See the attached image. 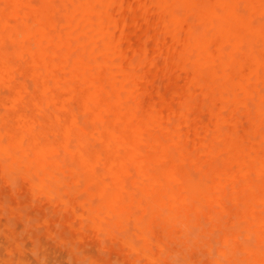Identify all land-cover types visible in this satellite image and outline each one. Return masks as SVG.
I'll return each mask as SVG.
<instances>
[{
	"label": "bare ground",
	"instance_id": "obj_1",
	"mask_svg": "<svg viewBox=\"0 0 264 264\" xmlns=\"http://www.w3.org/2000/svg\"><path fill=\"white\" fill-rule=\"evenodd\" d=\"M263 127L264 0H0V179H20L27 201L61 213L73 244L86 228L139 264L176 255L201 264L187 245L155 233L156 218L168 235L183 227L185 238L191 227L198 235L201 216L206 224L203 213L216 226L237 206L225 232L213 228L224 233L220 257L210 258L264 264ZM81 181L79 200L72 188ZM3 201L0 193L2 212L25 216L23 204ZM47 215L38 217L50 233ZM23 218L27 227L36 221ZM5 234L2 259L13 264L19 243ZM88 257L79 259L103 264Z\"/></svg>",
	"mask_w": 264,
	"mask_h": 264
},
{
	"label": "rangeland",
	"instance_id": "obj_2",
	"mask_svg": "<svg viewBox=\"0 0 264 264\" xmlns=\"http://www.w3.org/2000/svg\"><path fill=\"white\" fill-rule=\"evenodd\" d=\"M34 4H37L36 2H33ZM38 3H39V1H38ZM136 17H138L139 18V16H137L136 15ZM135 18V17H134ZM132 18V19H130V18H126L125 20H126V22H128V23H130V22H134V21H137V19L135 18ZM264 128V127H263ZM68 177V176H67ZM3 182H2V181ZM11 179H0V188L2 187V185L5 183V186L8 188V189H6V187L5 186H3L1 189H0V193H2V199H4L5 201H3L5 204L6 203H10V204H13V205H16V204H18V205H20L21 206V204H23L24 206H26L25 204H27V208L25 207V208H23L24 206H22V209L26 212V214H25V216H23V217H26V216H28V214H29V217H30V214H31V218H32V216H33V214H34V216L35 217H41L43 214H48L47 215V217H48V227L50 228V230H51V232L50 233H47L46 231H45V229L44 230H42L43 229V227H42V229H41V225L43 226L44 225V227H46V224H43L41 221H40V219H39V217H38V221L35 219V217H34V219L37 221V223H35L36 221H30L31 223L29 224V222H28V225H31V224H33V225H31L32 227L35 225V226H37V228H35V226L32 228L31 226H28L27 227V221H29V220H27L26 218H25V220H24V218L23 217H18V216H13V218H12V216H10L7 212H2L1 210H0V226H2V227H0V235L2 236V237H0V240L2 241H0V253H1V251H2V253L0 254V264H9L8 263V261H4L2 258H4V257H7L8 256V254H5V253H7V251L5 250V249H3V247L5 248L6 247V245L8 244V238H7V236H6V234L5 233H7V234H15L14 235V238H15V240H16V242L17 243H19L18 244V248H14V250H13V252L12 253H14V254H12L13 256L11 257L12 258V262L13 261H15L16 262V257L17 258H20L21 260H23V262L25 263V264H49L47 261H49L50 262V260H49V256H51V258L50 259H52L51 261H53V262H51L50 264H69L68 262H67V260L69 259L70 260V264H72V262H73V264H86V263H84V261H82L81 262V260L80 259H82V257H83V259L82 260H84L86 257H87V259H89V257L88 256H91V257H95V258H97V260L98 261H100L101 263H103V264H139L138 263V261H133V259H131V257H132V255H130L131 257H129V259L127 260V258L125 257V255L122 253H120L119 252V249L117 248V247H115V245L111 248L109 245H110V243L108 242V245H107V242L106 241H108L105 237V240H103V237L102 236H95V235H93L92 234V232H91V230L90 231H87V232H89V233H86V228H83L84 229V231H83V229H82V231H83V236H82V239H80V240H78L77 239V241L78 242H76L75 241V244H76V246H75V244H73V242H74V240L76 239L75 237L73 238L71 235H72V233H70L71 231L65 226V225H62V223L60 222V221H58V214H61V213H59L58 212V214L55 216L54 214V212H53V210L51 209V207H49L48 205L46 206V202H45V200H43L42 198H41V201H38V200H36V199H32V202H30V201H27V198L29 199V189H28V187H27V185H25V184H23V185H21V184H19V183H17V182H19V180L20 179H18V180H16L15 182L12 180V181H10ZM80 182V181H79ZM79 182H78V185H74L73 186V190H74V194L75 195H77L79 192H80V194L82 193V191L84 192L85 190H84V185H83V183H82V181H81V184L83 185V186H81V184H79ZM9 183H10V185H9ZM2 184V185H1ZM15 184V185H14ZM19 184V185H18ZM14 187V189H12L13 187ZM21 188H20V187ZM77 186H81V187H77ZM12 187V188H11ZM19 187V188H18ZM74 187H76V192H75V189H74ZM12 189V190H11ZM5 190V191H4ZM9 190H10V194H8L9 193ZM16 191V190H18V192L20 193V194H22V195H20V194H17L18 192H16V194H15V192L14 191ZM25 190V191H24ZM27 190V191H26ZM8 191V192H7ZM3 192L4 193H6L7 194V196H8V198L9 199H11V200H9V199H7V196L5 195V194H3ZM14 193V195H12ZM27 195H26V194ZM10 195V196H9ZM4 196L6 197V198H4ZM81 196V197H80ZM83 196H85V194H81V195H79V197H78V195H77V198L79 199V200H81V199H83ZM22 197H24L23 199H20V198H22ZM8 200V201H7ZM16 200V201H15ZM37 202H36V201ZM42 200H43V202H42ZM16 202H18V203H16ZM33 202H35V203H33ZM38 202H41V205H39L40 203H38ZM16 203V204H15ZM37 205V206H36ZM44 205H45V208H43L44 207ZM29 206H31L30 208H29ZM39 207V208H38ZM204 207H206V206H204ZM231 207H233V208H231L230 209V212H227V213H230L231 214V216H230V214H227L226 213V215L224 214V215H221V217L219 218V220H221V221H219V222H217L216 221V223H214V224H216V226L215 225H213L212 224V222L209 220V218H208V216L206 215V213H203L202 215L204 216V220H205V222H206V224H208L207 222L209 221L210 223L208 224V225H206L205 223L203 224L202 222V216L199 218V221L196 223V224H193V225H197L198 224V226H199V228H201L200 229V231H198V230H196V228H195V231L198 233V235L197 234H195L193 231H191V229H192V227H191V229H187L186 231L187 232H190L192 235L190 236V234H188L187 232H186V235L184 236L185 238H183L182 236L185 234H181L180 232H183L184 230V228L183 227H180V225L178 226H174L173 227V229H172V234H175L174 236L173 235H168L167 233H168V231H166L165 232V230L164 231H162L160 228L162 227V222H160L159 223V221H160V218L158 219V218H156V220L158 221H156L155 223H153V229L155 230V233L156 232H158V234H160V235H158V236H160V237H162V233H164V235H167L166 237H167V239H168V242H169V240L171 241V242H169V243H171V244H173L172 242H176L177 243V245H175L176 243L174 242V244L173 245H171L172 247H175V248H179V249H182L184 246H188V244H189V247L190 248H188L187 246H186V249H185V252H189L190 254L192 253V256L195 258V259H200V261H201V264H214V263H216V262H214L213 263V257L212 258H210V256H213L214 255V258H219L220 256H218V257H216L219 253H218V247H221V240H219L220 239V236H222L223 235V233L226 231H224V229H227V227L225 226V224L227 225V224H230L231 223V220L235 217L234 216V214H232V213H234L235 211H237L238 210V208H237V206H231ZM49 208V209H48ZM208 207H206V209H207ZM236 208V209H235ZM36 209V210H35ZM78 209H80V206H78ZM137 209V208H136ZM205 209V208H204ZM36 212H38V213H40L41 215H39V214H37V213H35V211ZM39 210V211H38ZM45 210V211H44ZM46 210L48 211V210H50L51 211V213L49 212V213H46ZM207 210H209V208L207 209ZM207 210H204V211H206L207 212ZM32 211H34V212H32ZM33 213V214H32ZM5 214H7V215H5ZM50 214V215H49ZM9 215V216H8ZM37 215V216H36ZM52 215H53V217H52ZM232 215H233V217H232ZM55 216V217H54ZM230 216V217H229ZM7 217V218H6ZM23 218V219H22ZM3 219V220H2ZM17 219L18 221H16L15 222V220ZM20 219V220H19ZM33 218L31 219V220H34ZM57 219V220H56ZM200 219H201V221L202 222H200ZM22 220V221H21ZM27 220V221H26ZM208 220V221H207ZM222 220H224L223 222H222ZM227 220V221H226ZM2 221H4V223L2 222ZM5 221H6V223H5ZM9 221V222H8ZM226 221V222H225ZM22 222V223H21ZM57 222H60V223H57ZM222 223V226H220L221 225V223ZM39 223V224H38ZM158 223L160 224V226L159 227H156L155 226V224H157L158 225ZM14 224V225H13ZM4 225H9L8 227L9 228H6L7 226H4ZM61 225V226H60ZM203 225H205V226H203ZM25 226V228H24V230H23V232L24 233H22V228ZM192 226V225H191ZM194 226V227H195ZM202 226V227H201ZM210 228H208V227ZM12 227V228H11ZM18 227V228H17ZM20 227H22L21 228V230H20ZM39 227H40V229H39ZM54 227V228H53ZM58 227V228H57ZM207 227V228H206ZM223 227V228H222ZM57 228V229H56ZM66 228V230H64ZM176 228V229H175ZM181 228H182V230H181ZM213 228H215V229H222L221 231H224L223 233H221L220 232V230H219V232H217L216 230V232L218 233V235L215 233L214 234V230H213ZM14 229H15V231H14ZM18 229V230H17ZM131 229H133V225H132V223H131V225H130V229L128 230V233L129 232H131ZM194 229V228H193ZM12 232H11V231ZM27 230H32V233H30L31 231H28L31 235H29V233L28 232H26ZM41 230H42V232L44 231V232H46V236H48V237H46V236H44L45 235V233H42L41 234ZM53 230H55V233H53L52 231ZM57 230H59V236H58V233H56L57 232ZM65 232H64V231ZM206 230H207V233H206ZM2 231V232H1ZM16 231H21L20 233L19 232H16ZM36 231V232H35ZM69 231V232H68ZM208 231H209V233H208ZM210 231H214L213 232V235H211L210 234ZM3 232H5V233H3ZM9 232V233H8ZM11 232V233H10ZM35 232V233H34ZM66 232H68L67 234H68V236H66L67 234H66ZM52 233V234H51ZM70 233V234H69ZM202 233H204V234H202ZM23 235L24 237H19L18 235ZM39 235V234H41V235H39L38 236V239L36 238V235ZM65 234V235H64ZM91 234H92V237H91ZM131 234H132V232H131ZM157 234V233H156ZM170 234V233H169ZM176 234H177V236H176ZM188 234V235H187ZM200 234V235H199ZM206 234V235H205ZM56 235V236H55ZM63 235V236H62ZM163 235V237H164V239L165 240H167L166 238H165V236ZM179 235H182V236H179ZM208 237V238H203V237ZM209 235V236H208ZM51 236V237H50ZM176 236V237H175ZM194 236H196V237H200V238H202V239H200V238H198L199 240H197V238H193ZM211 236H213V238H214V240L216 241V238L217 237H219V241L217 242V244L215 243V244H213V245H216V246H214L215 247V250H214V248H212V241L209 243V241H210V239H212L211 238ZM240 236H242V235H240ZM240 236H239V239H240ZM5 237H6V239H7V241L5 240ZM17 237H19V238H17ZM33 237H35V239H32ZM44 237V238H43ZM50 237V238H49ZM53 237V240H51V238ZM99 237H102V239H101V241L103 240L104 241V243L107 245V246H109V247H107L105 244H102L101 243V241H100V239H99ZM162 237V238H163ZM179 238V240H176L175 238ZM192 237L193 238V241H191V239L190 238ZM21 238L22 239H25V243L24 244H22V243H20V242H24V240L22 241L21 240ZM47 238V239H46ZM59 238V239H58ZM69 240V243L71 242L72 244L71 245H69L68 244V246H67V239ZM87 238H89V239H87ZM177 238V239H178ZM184 241V239H185V242H183V244L182 243H180V244H182V245H180L179 244V242L181 241V239ZM186 238L187 239H189V241H191V242H189L188 240H186ZM210 238V239H209ZM58 239V240H57ZM62 241H67L66 243L65 242H62ZM172 239L174 240V241H172ZM241 239H243V237L241 238ZM3 240H5L4 242H3ZM33 240H37L36 242H33ZM83 240V241H82ZM38 241H40V243L38 244ZM85 241V242H84ZM102 241V242H103ZM186 241H188V242H186ZM198 241V242H197ZM200 241H202V242H204V244L206 245V247L205 248H203V247H201V245L203 246V243L202 242H200ZM6 242V243H5ZM26 242H28V244L26 243ZM47 242V243H46ZM50 242V243H49ZM95 242V243H94ZM3 243H5V244H3ZM32 243H33V245H32ZM38 244V246H36L37 244ZM60 243H62V245L64 246V248H63V246L62 245H59ZM77 243H78V245H77ZM86 243H88V244H86ZM94 243V244H93ZM101 243V244H100ZM190 243H191V245H190ZM220 243V244H219ZM45 244H48L47 245V247L45 246ZM84 244H85V246H84ZM178 244H179V246H178ZM192 244L193 245H200L199 247H193L192 246ZM20 245H23V247L22 246H20ZM26 245V246H25ZM28 245V246H27ZM30 245H32V246H30ZM44 245V246H43ZM51 245V246H50ZM74 246V250L76 251V252H74L77 256H75L74 255V253L73 252H70V253H68L69 251H71L72 249H71V247H73ZM35 246L40 250H38V249H36L35 248ZM43 246V247H42ZM50 246V248H48ZM55 246V247H54ZM67 246V247H66ZM87 246V247H86ZM97 246V247H96ZM154 247H153V249L154 250H156V245L154 244L153 245ZM178 246V247H177ZM182 246V247H181ZM211 246V247H210ZM223 246V245H222ZM33 247H34V249H33ZM75 247H76V249H79L80 247H82L83 249H82V253H83V255L81 254V251L79 252V250H76L75 249ZM99 248V247H101V248H99V249H101L102 250V248H105V249H103L102 250V252L105 254L106 252H104V250H107L108 251V254L109 255H104L102 252H99L98 251V249H96V248ZM209 249H208V248ZM26 248V249H25ZM58 248V249H57ZM185 248V247H184ZM28 249H29V252H28ZM36 249V251H34ZM48 249L50 250V252L52 253V254H50L49 253V251H48ZM53 249H54V251H53ZM61 249H62V251H61ZM187 249H189V250H187ZM197 249H199V251L197 250ZM201 249V250H200ZM38 250V251H37ZM47 251V252H45V253H43L44 251ZM52 250V251H51ZM69 250V251H68ZM95 250V251H94ZM100 250V251H101ZM191 250V251H190ZM193 250V251H192ZM4 251H6L5 253H4ZM20 251H21V253H20ZM77 251L79 252V254H81V255H79L78 253H77ZM198 252V253H196V252ZM201 251H203V252H201ZM207 252L206 254H205V252ZM17 252V253H16ZM28 252V253H27ZM32 252V253H31ZM36 254V256H35V254ZM37 252V253H36ZM42 253V255H40L39 253ZM55 252V254L53 255V253ZM99 252V253H98ZM184 252V253H185ZM211 252H212V254H211ZM217 252V253H216ZM26 253V254H25ZM68 253V254H67ZM100 253H102L101 254V256H100ZM118 253V254H117ZM194 253V254H193ZM204 253V254H203ZM214 253V254H213ZM22 254H24V255H22ZM37 254L39 255V256H41V257H37ZM48 254V255H47ZM72 254V255H71ZM87 254H90V255H87ZM199 254H201V255H203V257H202V260H201V256L199 255ZM207 254H209V256H206ZM215 254H216V256H215ZM28 255V256H27ZM32 255V256H31ZM45 255H47V256H45ZM55 255H57V256H55ZM60 255H61V259L59 260V258H60ZM68 255V256H67ZM71 255V256H70ZM84 255H87L86 257H84ZM95 255V256H94ZM117 255V256H116ZM174 255V257H175V255L176 254H173ZM197 255V256H196ZM24 256L25 257H27V260H26V258L25 259H23L24 258ZM29 256H31V258H33L32 260H34L35 258V260L34 261H32L31 260V258L29 257ZM33 256H35V258L33 257ZM70 256V257H69ZM104 256H105V258H104ZM14 257H15V260H14ZM44 257H48V259H46V258H44ZM73 257V259H70V258H72ZM106 257H108V258H106ZM116 257V262H115V260H114V258ZM173 257V258H174ZM28 258H29V260H28ZM57 260H56V259ZM66 258H68V259H66ZM80 258V259H79ZM110 258H112V259H110ZM177 258V259H176ZM176 260H173L172 262L170 261L171 260V257H169V261H170V263L171 264H175V262L176 263H178V264H182V262H181V258L179 257V255H176ZM37 259H38V261H37ZM44 259H46V260H44ZM53 259H55V260H53ZM79 259V260H78ZM44 261V262H47V263H41V261ZM72 260V261H71ZM121 260H123L122 262L123 263H121V262H119V263H117L118 261H121ZM75 261H77L76 263H75ZM80 263H79V262ZM112 261V262H111ZM180 261V262H179ZM209 261V262H208ZM214 261H215V259H214ZM15 262H13V264H16ZM29 262V263H28ZM31 262V263H30ZM60 262V263H59ZM85 262H88V264H89V261L88 260H85ZM115 262V263H114ZM12 264V263H11ZM141 264H142V262H141Z\"/></svg>",
	"mask_w": 264,
	"mask_h": 264
}]
</instances>
